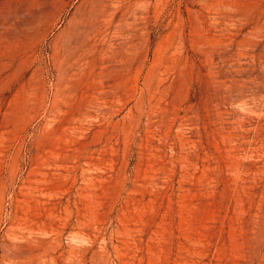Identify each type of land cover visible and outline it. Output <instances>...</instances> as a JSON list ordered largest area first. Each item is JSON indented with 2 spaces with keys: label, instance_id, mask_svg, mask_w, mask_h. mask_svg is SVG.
<instances>
[{
  "label": "rangeland",
  "instance_id": "rangeland-1",
  "mask_svg": "<svg viewBox=\"0 0 264 264\" xmlns=\"http://www.w3.org/2000/svg\"><path fill=\"white\" fill-rule=\"evenodd\" d=\"M0 264H264V0H0Z\"/></svg>",
  "mask_w": 264,
  "mask_h": 264
}]
</instances>
